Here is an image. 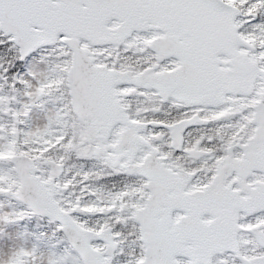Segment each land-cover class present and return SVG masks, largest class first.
<instances>
[{
    "label": "snow or ice",
    "instance_id": "snow-or-ice-1",
    "mask_svg": "<svg viewBox=\"0 0 264 264\" xmlns=\"http://www.w3.org/2000/svg\"><path fill=\"white\" fill-rule=\"evenodd\" d=\"M0 264H264V0H0Z\"/></svg>",
    "mask_w": 264,
    "mask_h": 264
}]
</instances>
